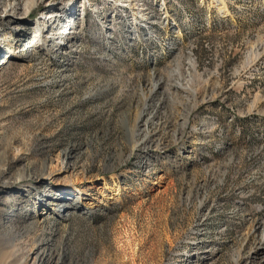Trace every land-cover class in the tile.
Segmentation results:
<instances>
[{"label": "rangeland", "instance_id": "1", "mask_svg": "<svg viewBox=\"0 0 264 264\" xmlns=\"http://www.w3.org/2000/svg\"><path fill=\"white\" fill-rule=\"evenodd\" d=\"M28 16L0 18V264H264V0Z\"/></svg>", "mask_w": 264, "mask_h": 264}, {"label": "bare ground", "instance_id": "2", "mask_svg": "<svg viewBox=\"0 0 264 264\" xmlns=\"http://www.w3.org/2000/svg\"><path fill=\"white\" fill-rule=\"evenodd\" d=\"M35 2L36 0H25V1L0 0V18L3 20L10 21L11 23L15 25H20L19 34L25 35L28 32L27 30V27L29 26L28 22H30L28 15ZM221 4H223V2ZM53 16H61V15L59 13H55V14L49 15L48 17H53ZM40 22H41V19L36 21L35 27L38 28V32L42 33L44 29L40 28L39 26ZM21 26H23V28H21ZM64 199H65L64 195H61L59 198L58 197L53 198L51 196V200H54V203H53L54 205L62 204Z\"/></svg>", "mask_w": 264, "mask_h": 264}]
</instances>
